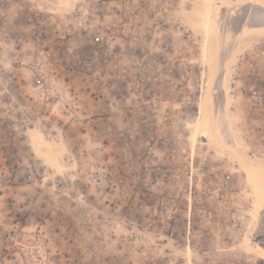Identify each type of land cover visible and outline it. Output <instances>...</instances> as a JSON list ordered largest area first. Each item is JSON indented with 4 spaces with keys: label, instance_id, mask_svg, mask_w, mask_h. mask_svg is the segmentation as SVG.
<instances>
[{
    "label": "rangeland",
    "instance_id": "obj_1",
    "mask_svg": "<svg viewBox=\"0 0 264 264\" xmlns=\"http://www.w3.org/2000/svg\"><path fill=\"white\" fill-rule=\"evenodd\" d=\"M206 6L0 0V264H264V0Z\"/></svg>",
    "mask_w": 264,
    "mask_h": 264
},
{
    "label": "bare ground",
    "instance_id": "obj_2",
    "mask_svg": "<svg viewBox=\"0 0 264 264\" xmlns=\"http://www.w3.org/2000/svg\"><path fill=\"white\" fill-rule=\"evenodd\" d=\"M203 1L207 5L206 7H204V10H202V13L206 19L205 22H206L207 27H208V29H207V32H208L209 29L210 30H211V28L214 29V27L212 26L213 25L212 24V17H213V8L212 7H213V3L215 0H203ZM200 135L204 139H206L208 142L216 141L218 139L216 131L211 127V124L209 125L207 123L205 125H203V127L200 131ZM45 149H46V151H44ZM44 150L43 151L46 152L45 156L51 159L53 165L55 167H60L58 155L53 151V146L47 141L45 142ZM244 166L246 168V171H247L251 181L255 184V191H256V194H257V197L259 200L257 211L262 212L264 209V176H262V174L259 172V169L256 166H254L252 163L245 162ZM256 251L259 254H261L262 257H264V247L263 246L257 245Z\"/></svg>",
    "mask_w": 264,
    "mask_h": 264
}]
</instances>
